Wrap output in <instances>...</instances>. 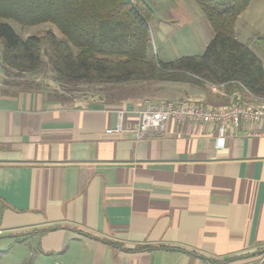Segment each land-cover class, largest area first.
<instances>
[{
	"label": "crops",
	"instance_id": "0c3cea01",
	"mask_svg": "<svg viewBox=\"0 0 264 264\" xmlns=\"http://www.w3.org/2000/svg\"><path fill=\"white\" fill-rule=\"evenodd\" d=\"M145 1L162 36L184 11L170 7L176 0ZM1 55L0 236L37 239L33 264H252L264 255L261 123L229 127L220 147L209 124L170 120L141 135L148 106L228 98L207 84L130 82L71 100L7 87ZM121 110L122 131L108 133Z\"/></svg>",
	"mask_w": 264,
	"mask_h": 264
},
{
	"label": "trees",
	"instance_id": "16d2710c",
	"mask_svg": "<svg viewBox=\"0 0 264 264\" xmlns=\"http://www.w3.org/2000/svg\"><path fill=\"white\" fill-rule=\"evenodd\" d=\"M196 1L214 37L201 55L162 61L149 52L154 10L145 0H0V19L23 27L48 23L61 35L47 29L24 38L2 22L1 61L11 78L6 84L14 88L21 84L17 78L50 65L62 85L211 82L225 83L228 90L243 85L264 98L263 61L250 47L264 56V35L244 44L236 34L237 19L252 0Z\"/></svg>",
	"mask_w": 264,
	"mask_h": 264
},
{
	"label": "rangeland",
	"instance_id": "374dc122",
	"mask_svg": "<svg viewBox=\"0 0 264 264\" xmlns=\"http://www.w3.org/2000/svg\"><path fill=\"white\" fill-rule=\"evenodd\" d=\"M181 2V0L171 2L170 7L179 8L180 11L184 9V11L181 16H172L171 19H168L170 20L167 23L168 31L163 36L159 30L160 23L154 18L151 20V46L149 49L151 56H157L162 60H165L164 58L172 60L184 55H201L214 37L215 32L197 1L184 0ZM2 22L10 23L17 34L24 38L47 29H53L56 35L61 37L57 29L48 23L23 27L13 20L0 19V24ZM236 34L237 39L244 44H247L250 39H254L257 35H264V0L251 1L249 7L237 19ZM250 47L262 59L264 65V56L254 44ZM1 49L2 44L0 42V51ZM23 77L16 79L21 84L14 86V89L43 87L53 94L57 93L71 100L92 98L97 94L98 91L96 90L103 89V85L99 84L62 85L55 80V74L50 65H47L44 71L40 73H31ZM5 80L8 81L11 78ZM209 90L213 92L210 88ZM11 235L0 236V264H23L27 261H31L33 264L34 255H30L31 246L36 244L37 239L28 238L25 239L26 241L21 240L18 243L10 238Z\"/></svg>",
	"mask_w": 264,
	"mask_h": 264
},
{
	"label": "built area",
	"instance_id": "2783aa9c",
	"mask_svg": "<svg viewBox=\"0 0 264 264\" xmlns=\"http://www.w3.org/2000/svg\"><path fill=\"white\" fill-rule=\"evenodd\" d=\"M207 84L213 93L228 98V103L203 106L188 100H166L157 106H148L141 111L139 133L143 135L151 128L163 130L170 120L215 125L218 131L216 145L220 147L225 144L226 133L231 126H239L244 121L264 126V98L255 96L243 85L241 88L228 90L225 83ZM123 113L124 111H119L118 123L114 129H107L108 133L122 131ZM252 264H264V255Z\"/></svg>",
	"mask_w": 264,
	"mask_h": 264
}]
</instances>
